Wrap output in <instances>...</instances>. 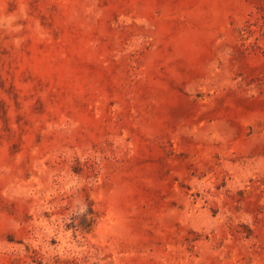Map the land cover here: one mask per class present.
Segmentation results:
<instances>
[{
  "label": "rangeland",
  "instance_id": "obj_1",
  "mask_svg": "<svg viewBox=\"0 0 264 264\" xmlns=\"http://www.w3.org/2000/svg\"><path fill=\"white\" fill-rule=\"evenodd\" d=\"M0 264H264V0H0Z\"/></svg>",
  "mask_w": 264,
  "mask_h": 264
}]
</instances>
